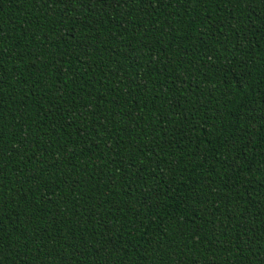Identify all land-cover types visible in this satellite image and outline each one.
Wrapping results in <instances>:
<instances>
[{
  "label": "trees",
  "instance_id": "16d2710c",
  "mask_svg": "<svg viewBox=\"0 0 264 264\" xmlns=\"http://www.w3.org/2000/svg\"><path fill=\"white\" fill-rule=\"evenodd\" d=\"M0 264H264V0H0Z\"/></svg>",
  "mask_w": 264,
  "mask_h": 264
}]
</instances>
